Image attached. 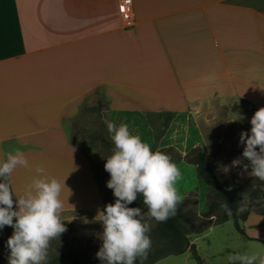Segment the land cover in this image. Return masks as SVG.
<instances>
[{"label": "crops", "instance_id": "1", "mask_svg": "<svg viewBox=\"0 0 264 264\" xmlns=\"http://www.w3.org/2000/svg\"><path fill=\"white\" fill-rule=\"evenodd\" d=\"M119 1L0 0V161L16 149L28 158L12 175L18 194L55 177L64 211L103 215L104 194L68 129L95 95L117 127L140 136L172 114L184 152L207 144L204 128L222 108L235 124L247 120L242 101L264 107V0H134L131 25ZM238 158L249 163L233 154L228 176L243 169Z\"/></svg>", "mask_w": 264, "mask_h": 264}, {"label": "rangeland", "instance_id": "2", "mask_svg": "<svg viewBox=\"0 0 264 264\" xmlns=\"http://www.w3.org/2000/svg\"><path fill=\"white\" fill-rule=\"evenodd\" d=\"M241 105L247 113V120L235 124L227 122V109L222 108L210 126L205 127L207 144L189 147L185 152L180 140L181 123H176L172 114H160L149 120L154 123L155 130L141 134V139L147 142L153 151L157 149L168 154L182 172L178 188L182 202L177 208L182 209V225L191 243H195L197 252L204 264H230V253H251L257 255L256 264L264 260V215L255 213L250 220L248 232L242 235L234 226L233 220L217 223V217L222 218L226 213L221 204L215 186L202 179L193 162L194 153L201 148L212 160L214 169L222 182L236 180L240 185L241 206L251 213L264 208V184L247 186L252 176L243 169L234 167L230 176L225 171V162L238 150L240 135L246 131L251 135V118L257 111L251 103L242 101ZM113 119L107 101L99 95L93 96L83 104L79 115L68 123L70 139L75 142L87 155L94 175L105 197V208L109 203H115L114 190L107 187L110 173L105 170L107 157L113 154L115 145L112 134L108 131L106 121ZM139 122V120H137ZM135 120V123H137ZM137 126V125H136ZM142 132V131H141ZM172 132V133H169ZM246 144L244 145V148ZM250 172V171H249ZM129 207H139L147 212L143 197L138 198ZM176 208V209H177ZM102 216V215H101ZM101 216L86 210L64 211L62 220L66 231L60 237L50 242L46 264H74L67 259L71 252L81 264H102L97 252L103 240V224ZM151 231L152 246L148 257L156 255L163 244L169 240H160L159 222L148 221ZM241 226L245 229L244 221ZM251 228V229H250ZM14 233L12 226L0 229V264H9L10 249L7 241ZM249 234L260 238L250 239ZM150 264H199L191 249L180 254H169Z\"/></svg>", "mask_w": 264, "mask_h": 264}, {"label": "clouds", "instance_id": "3", "mask_svg": "<svg viewBox=\"0 0 264 264\" xmlns=\"http://www.w3.org/2000/svg\"><path fill=\"white\" fill-rule=\"evenodd\" d=\"M250 122L251 135L246 131L240 135V143H246L242 156L249 163L238 158L233 165H242L248 175L264 181V107L255 112ZM106 124L115 145L105 164L111 176L107 187L114 190L116 200L102 212L103 244L97 256L102 264H136L138 259H147L152 246L148 235L152 225L148 221L166 222L175 216L177 205L182 202L177 186L182 172L168 154L159 149L153 151L126 123L117 127L108 120ZM18 167H29V160L20 149L7 153L6 160L0 161V229L14 228L7 241L9 264H46L50 242L66 231L61 199L65 181L40 175L20 195L12 181ZM36 172L43 174L45 169L37 167ZM138 194H142L147 212L129 207ZM221 208L232 215L228 204H221ZM244 211L243 206L236 209L237 214ZM228 260L230 264H256L257 255L230 253Z\"/></svg>", "mask_w": 264, "mask_h": 264}, {"label": "trees", "instance_id": "4", "mask_svg": "<svg viewBox=\"0 0 264 264\" xmlns=\"http://www.w3.org/2000/svg\"><path fill=\"white\" fill-rule=\"evenodd\" d=\"M233 154H242L243 150H235L232 152ZM193 162L197 165V172L198 175L207 182L212 183L217 192L225 204L232 209V215H228L225 213L222 218L217 217L216 222L221 223L227 221L229 219L233 220L235 228L242 234L246 235L245 229L241 226V223L247 219L249 214L251 213L250 210L244 211L241 214H237L236 209L241 207V196H240V185L236 180H230L222 182L218 177L212 160L207 154L201 149L198 148L194 153ZM247 186H257L260 184H264V181L258 178H251L247 181ZM231 186V190L229 189ZM142 195V194H141ZM15 206V205H14ZM260 214H264V208L261 210L255 211ZM15 219V218H14ZM182 209L179 207L176 209L175 216L168 219L166 222H159V231H160V240H169L170 243L163 244L162 248H160L156 255L152 257H148L146 260L141 262V260H137L136 264H150L155 262L156 260L160 259L163 256L169 254H180L188 249H191L193 252L194 258L198 261L199 264H204V260L197 252V248L195 243H191L186 230L182 225ZM256 239V238H250ZM67 259L72 261L74 264H81L79 260L70 252L67 256Z\"/></svg>", "mask_w": 264, "mask_h": 264}, {"label": "built area", "instance_id": "5", "mask_svg": "<svg viewBox=\"0 0 264 264\" xmlns=\"http://www.w3.org/2000/svg\"><path fill=\"white\" fill-rule=\"evenodd\" d=\"M119 11L127 25H131L134 19V0H120Z\"/></svg>", "mask_w": 264, "mask_h": 264}]
</instances>
